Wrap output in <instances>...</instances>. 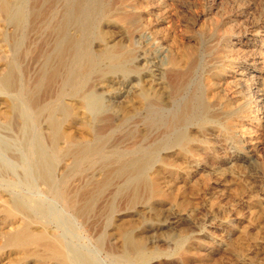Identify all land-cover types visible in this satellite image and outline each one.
Returning a JSON list of instances; mask_svg holds the SVG:
<instances>
[{
	"label": "rangeland",
	"instance_id": "1",
	"mask_svg": "<svg viewBox=\"0 0 264 264\" xmlns=\"http://www.w3.org/2000/svg\"><path fill=\"white\" fill-rule=\"evenodd\" d=\"M56 1H52V9L59 5V0L57 4ZM117 1L126 4L124 9L134 19L133 25L107 29L97 16L93 25V33L109 30L112 42L130 47L134 59L129 67L131 72L108 75L102 85L93 84L91 88L98 91L104 104L97 116H112L111 134L108 131L103 141L105 150L125 152L134 143L136 151L130 157H143L156 149L152 169L159 166L167 153L173 156V167L160 169L158 181L164 196L152 200L147 207L140 203L128 205L125 195L115 194V185L106 189L104 198L112 202L113 208L103 226L107 227L104 230L107 242L116 240L113 225L123 224L132 235L142 236L148 248L163 252L151 264H264V92L261 91L264 90V0H100V3L105 7ZM256 22L261 28L257 29ZM254 29L258 31L257 37L251 36ZM92 44L95 47L96 42ZM226 44L234 47L227 45L229 48L225 49ZM0 53L4 57L7 54L3 46ZM170 56L179 59L185 70L186 85L174 96L167 90L164 72ZM221 65L233 66L231 70L225 68L233 78L222 84L223 89L220 86L216 93L210 92L208 86ZM3 68L0 60L1 73ZM250 71L263 76L256 80ZM140 92L149 97V108L137 104L135 96ZM0 93V98L10 95L4 90ZM190 99L192 119L183 125L169 122L167 110L179 105V101L183 107ZM66 102L74 103L68 99ZM239 105L241 110H236ZM3 109L0 101V110ZM79 112L85 122L94 117L85 108ZM205 114L214 119L202 124L203 132H197V119ZM5 129L0 125L2 199L18 195L41 203L49 212L48 227L53 234L62 236L70 246L88 253L100 264H112L115 259L107 256V251H99L88 228L74 221L60 203L40 191L21 138L15 131ZM64 129L77 137H89L84 124L77 120L67 123ZM179 131L195 135L194 154L174 147L172 138ZM96 171L94 177L99 176ZM151 174L150 171L147 175ZM116 180L114 184L119 182ZM3 218L0 205V248L9 228ZM17 260L6 248L0 249V264H33ZM116 264L127 262L120 257Z\"/></svg>",
	"mask_w": 264,
	"mask_h": 264
},
{
	"label": "bare ground",
	"instance_id": "2",
	"mask_svg": "<svg viewBox=\"0 0 264 264\" xmlns=\"http://www.w3.org/2000/svg\"><path fill=\"white\" fill-rule=\"evenodd\" d=\"M52 1L55 2L0 0V46L7 52L5 57L0 53V60L5 67L0 72V91L10 93L7 97L0 98L4 105V109L0 110V125L5 130L15 131L21 138L30 159L31 174L40 191L60 203L74 221L88 228L99 251H107V256L111 255L115 259L112 264H116L120 257L127 264H151L163 252L148 248L142 236L132 235L123 224L113 225L116 240L113 243L107 242L104 233L107 227L103 229V226L108 223L107 214L113 208L112 202L104 198V192L115 185V194L122 193L127 204L133 206L140 203L147 207L152 200H161L164 193L158 175L160 169L168 170L173 167V156L164 154L159 166L152 169L151 160L155 155V148L151 147L155 149L154 152L150 150L145 156L138 158L130 157L135 150L134 143L125 152L106 151L103 141L107 136L105 134L112 129V121L109 119L112 116H97L104 104L98 91L91 90L93 84L102 85L108 75L131 72L130 63L134 60L130 47L110 40L112 35L109 30L93 33L96 16L107 29L115 26L131 27L134 19L126 14V4L118 1L104 7L100 0H57V10L55 7L52 9ZM256 27L261 28L260 23L256 22ZM251 36L257 37L258 31H253ZM93 42H96L95 47L92 46ZM227 45L229 46L226 44L225 49L234 47L232 44L229 47ZM262 55L261 52L260 56ZM178 60L170 56L164 70L167 73V90L172 91V94L168 91V95H177L185 84V70ZM232 67L221 65L215 70V80L208 86L210 92L216 93L222 84L233 78L231 73L225 71V68L231 70ZM186 73H189L188 70ZM253 73L252 77L259 80L261 75ZM259 82L263 83L262 80ZM261 91L264 92L263 89ZM135 97L137 104L150 107L149 97L145 93L140 92ZM67 99L74 103L66 102ZM181 101L173 109L167 110L169 122L175 121L183 125L192 119L191 99L183 107L180 106ZM84 108L91 116L94 115L91 121L85 122L84 117H81L82 113L79 111ZM241 108L239 105L236 110ZM207 115L197 119V132H203L202 124L213 121L214 118L208 119ZM74 120L84 124L88 139L77 137L78 135L64 129L67 123ZM194 136L179 131L172 138V143L179 151L194 154L197 151V139ZM96 170L98 177L93 176ZM150 171L152 174L148 176ZM116 179L119 182L114 184V180L118 181ZM3 196L0 193V205L3 219L9 228L7 227V231L5 229L4 243L0 249L6 248L20 263L100 264L88 253L70 246L62 236L51 232L48 227L49 212L41 203L18 195L7 200L2 199ZM118 252L121 254L114 256Z\"/></svg>",
	"mask_w": 264,
	"mask_h": 264
}]
</instances>
